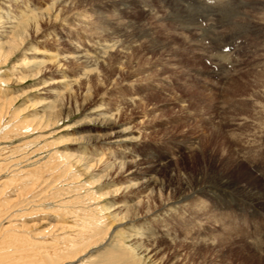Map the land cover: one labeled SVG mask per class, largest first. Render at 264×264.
I'll list each match as a JSON object with an SVG mask.
<instances>
[{
  "label": "rangeland",
  "instance_id": "374dc122",
  "mask_svg": "<svg viewBox=\"0 0 264 264\" xmlns=\"http://www.w3.org/2000/svg\"><path fill=\"white\" fill-rule=\"evenodd\" d=\"M249 1H245L249 7L261 5L260 0ZM0 2V12L12 17L33 14L41 19L38 34H32L18 56L0 66V103L15 99L0 118L4 125L0 130V204L3 209L15 206L10 217L0 219L1 225L10 226L6 236L0 237L1 261L264 264V249L258 253L245 241L255 228L247 211L218 204L217 209L200 191L183 202L189 188L194 192L193 182H204L210 175L204 164L213 138L219 144L222 134H242L264 122V66L260 68L262 60L256 67L248 62L264 53L256 35L251 41L248 34L238 56L245 59L226 74L236 80L229 84L200 71L212 67L189 47L172 0ZM251 42L257 46H249ZM74 47L86 52L89 60L71 59ZM63 96L68 98L64 118L55 126L36 129L35 119L44 113V103L57 104ZM21 124L29 127L19 135L15 129ZM226 147L238 160L239 150L233 144ZM60 152L83 155L97 168L84 174L65 167L68 163L57 155ZM98 158L100 165L94 162ZM241 162L240 169L246 173L249 165ZM111 165L117 166L113 173L108 171ZM260 165L264 172V161ZM251 172L258 177L259 172ZM228 175L242 181L238 175ZM132 185L138 187L124 189ZM149 191L155 197L163 195L149 204L151 216L145 218L144 202L137 211L144 214L140 220L113 223L109 208L114 196L137 202ZM32 201L33 205L24 206ZM93 218L105 223L100 228L105 230L103 235L95 239L99 241L71 256H60L63 245L78 240L81 223L92 224ZM106 225L111 228L108 232ZM198 231L205 241L192 243ZM151 232L155 237H149ZM137 233L142 235L135 237Z\"/></svg>",
  "mask_w": 264,
  "mask_h": 264
},
{
  "label": "bare ground",
  "instance_id": "6f19581e",
  "mask_svg": "<svg viewBox=\"0 0 264 264\" xmlns=\"http://www.w3.org/2000/svg\"><path fill=\"white\" fill-rule=\"evenodd\" d=\"M0 1L6 2V0H0ZM172 1L173 2L171 4L173 7V10L178 11V14L180 16L179 21L181 22L182 28L186 34V40H187L189 47L193 48L194 55L195 54L201 55V58L208 61L207 64L210 67H212V69H210L209 71H207L206 68H205L206 70L201 69L200 71H202V72L206 71L204 73H209V76L211 75L213 79L219 78L222 83L232 84L234 81H236V80L233 81L234 78H227L228 74L227 75L225 74L226 73V71L224 70L225 67L223 65H220V64L214 62V60L220 59V56H221L220 52H219L220 51V44L224 43L227 39L226 37H223L224 35H230V34L240 35L242 33H247L251 36V41H253L256 38V37L254 38V35L256 34V32H258L261 35H262V33H264L263 26L261 25V23L264 22V0H260L261 5L258 8L257 7H251V6L249 7V5H251L249 3H246V5L244 6L243 3H245L246 0H225V2L218 3L215 5H210L208 3V0H172ZM33 16H34L33 14L30 16H25V14H19V16L17 15V16L12 17V16H10V14L6 13L5 11L0 12V29H1V31H0V66L4 67L5 65H7L11 61V59L18 56L21 53L22 48H24L27 44H29V42H31V40L33 39L32 34L33 35L38 34V32L40 30V20L41 19H39L37 17H33ZM192 18H194V20ZM252 33H253V35H252ZM257 39H258V37L255 40H257ZM205 42H208V46L204 48ZM247 42L249 43L250 41L247 40ZM244 45H245V43H244ZM233 46H234V49L237 50V45L234 44ZM249 46L256 47V44L251 42L249 44ZM258 46H260V45L258 44ZM244 48H245V46H244ZM73 49L75 50V54L73 56L71 55V57H70L71 59L82 61V62H87L89 60L88 56L85 54L86 52H83L82 49H79L77 47H74ZM262 50H264V49H262ZM247 51H249V50H247ZM258 51H257V53L260 52V51L259 52ZM253 53H255V52H253ZM261 56H264V53ZM261 56L253 58L252 60H249L248 62L249 63L251 62V64L254 67H256L260 64L259 60H262V65L260 66V68H261L262 66H264V60H263L264 58H261ZM243 58H244V56H243ZM243 58H239V59L242 60ZM234 61L238 62V57H236L234 59ZM31 62L32 61H30V63ZM252 62H254V64ZM244 65H247V64L244 63ZM242 67H240V68H242ZM250 67H251V65H250ZM13 68H15V67H12V69ZM215 68H217V70L220 71V73H215ZM261 70H263V69H261ZM263 72H264V70H263ZM6 73L12 74L13 72L8 71ZM254 74H261V73L257 72ZM261 75L264 76V73H262ZM228 77H231V76H228ZM258 83H259V81H258ZM262 87L264 88V83H262ZM90 92H91V90L87 88L86 93H90ZM261 93H264V91ZM65 96L60 98L57 101L58 102L57 104L52 103V102L44 103V107H43V109H45L44 113L41 116L37 117V119H35L36 121L34 120L35 121L34 125L36 126V129H39V126L44 127V128L55 126L56 124H58L61 121V118H64V116H65L64 109H66L67 105H68V102H67L68 98L67 97L65 98ZM14 101H15V99L14 100L9 99L7 102L3 101L2 103H0V105H1L0 118L2 117V115L4 116V114H2V113H4V110H6V107L7 106L9 107V105H11L12 102H14ZM232 106H234V105H232ZM236 110H237V108H236ZM257 110H260V109L258 108ZM233 112H234V110H233ZM231 116H233V115H231ZM258 117L261 118L262 115H258ZM235 118H236V116H235ZM1 119L3 120V118H1ZM2 125L3 124L0 125V130H2V127L4 126V125L3 126ZM24 125L25 124H21L19 126V128H16L15 129L17 131L16 133L21 135V133L24 132L23 129H27L29 127L28 125L27 126L26 125L24 126ZM238 126H239V123H238ZM14 128H13V131H14ZM234 132L235 131H233L232 134H234ZM8 134H9V132H8ZM222 135H223V138H221V142L219 144H217L218 139L216 137L213 138L211 142H209L210 149H209L208 153L210 154V156L207 159V161H208L207 165L204 164V169H205V171L209 172L210 175H208L206 177L204 182H200L201 179H197L195 182H193L192 189H195V190H194V192H191V189L189 188V192H188L187 196L184 198L183 202H185L186 200H190V199L195 198L196 196H194V193L196 191L197 192L200 191V193H198V194L208 196L209 199L212 200V205L214 207H216L217 209H218V207H217V204H218V205H224L227 209L234 208V210L236 209L237 211H241V212L247 211L249 214H251V218L255 224V228L253 230V233H251L252 236H250V233H248V236H247L245 241L249 242V244H251V246L254 247V249L258 253H263L261 250L264 249V232H263L264 231V224H263V227L260 228V227H258V221H256V220L262 219L264 221V172L261 170L262 165H260L264 161L263 160L264 159V122H262V123L259 122L258 127L252 126L251 128H249L248 131L245 130L242 134L237 133L234 135H230L229 137L224 135V134H222ZM93 142H94V144L100 143V141H93ZM228 144H233L234 147H236V149L239 150L238 154L236 152L237 156L239 155V158L243 159L244 164L247 163L246 165H249V170L246 173L240 169V167H243V163L241 162V159L238 158V160H236V158L233 155H231L227 152L226 146ZM74 150H76V149H74ZM81 152L83 153V151H81ZM57 155L68 163V165H64L65 167L68 166V168H70V169L78 168V169H80L79 171L84 172V174H89L90 172H93L97 168V166H94V164H91V162L88 160V158H86L83 155L66 154V153H61V152L59 154L57 153ZM101 161H102V159H100V158L94 159V162L96 165L97 164L100 165ZM108 168H109L108 171L112 172V173L115 170H117L116 169L117 166H115V165L114 166L111 165ZM119 169L122 170L123 167L120 166ZM66 170L68 171L69 169H66ZM250 170L255 172V173L259 172L258 177H256V175L252 174V172ZM108 171H107V174H110ZM229 172L232 175H238L237 177L241 178L242 181L238 182V181L230 179L229 175L227 176V173H229ZM78 173L79 172H77V174ZM77 174H76V176H77ZM81 177H82V175H81ZM103 178H105V176H103L102 179ZM75 179H76V177H75ZM68 183H66V184H68ZM148 186H149V184H146L145 190L148 188ZM137 187H138V185H132L129 187L126 186L124 189L129 191V190L135 189ZM204 188L207 189V190L205 189L206 192H201V190H204ZM31 191L32 190H30V192L29 191L28 192L32 195ZM153 194H154L153 191H149L148 193H146V195L143 199L141 198L137 202H133V200H131V198H128V197L122 198V197H115L114 196L111 199V201L114 203L113 207L109 208V210H111L113 213V216H112L113 217V220H112L113 223L128 225V224H132V223L140 220L142 217H144L143 216L144 214L139 215L137 213V211L141 206H143L142 204L144 202H145V209H146L145 218H148L149 216H151L152 213H150V211H149V204H152L155 200H158L161 197H163L161 192H160V194H158L157 197H155ZM30 196H29V198H30ZM35 196H37V195H35ZM27 199H25V200H27ZM31 199H34V198L31 197L30 200ZM144 199H145V201H144ZM32 203H33V201L28 202V203L26 202L24 204V206L31 205ZM163 203L166 205H168V204L171 205V203H168V202H163ZM1 204H0V219H2V217H6V218L10 217L9 211L13 207L15 208V206L13 205L14 203L12 204L13 206L10 205V207L12 206L11 209L10 208L3 209L1 207ZM146 206H148V207L146 208ZM12 211H13V209H12ZM115 211H118V212H115ZM102 212L103 211H100L99 213H102ZM6 218H4V219H6ZM93 219H95V218H93ZM100 219H102V218H100ZM103 219H104V217H103ZM91 223L92 224H89V222L88 223L87 222L81 223L82 226L79 229V231H77L78 232L77 233L78 234V240L75 241L74 243L66 244L65 245L66 247L63 245L62 247L64 249L60 248V250H61V253L59 252L60 256H63L64 254L66 256L67 255L71 256V255H73L72 253L74 251H76L80 248L82 250V247L88 248L91 245L96 244L97 241H99V240H95V239L97 237H99L100 234H102L101 233L102 231H105V230L101 231V229H100L101 227H103L105 225V223H103L104 225H101L100 223H102V222H100L99 218H96L95 222L91 221ZM106 227L107 228H105V229H107V232L109 230H111L110 226L106 225ZM9 229H10V226H8V225L3 226L0 224V237L1 236L5 237L6 236L5 233ZM148 231H149V229H146L145 233L146 232L149 233ZM103 233H105V232H103ZM201 233L202 232L198 231L197 232L198 236H197V238H195L196 240L193 241L194 239H191V242L193 241L192 243H196V242H198L197 240L205 241L204 240L205 237H203V236L201 237L199 235ZM133 235L135 237H139V235H142V233H137V234H133ZM148 235L149 234H146V236H145V234H143V236L145 238ZM155 235H156L155 233L151 232L149 237H155ZM104 236H105V234H104ZM143 236H140V237H143ZM106 237H107V235H106ZM208 237L211 238V237H216V236L210 235ZM104 238H101V239L103 240ZM0 245H1V242H0ZM87 248L84 249L85 250L84 252H86ZM62 250H64L66 253H62ZM78 252H79V250H78ZM61 254H63V255H61ZM0 257L4 259V257H2V256H0ZM1 258H0L1 264H4V262L2 263V261H5V263L7 264V261L3 260V259L1 261ZM92 264H94V263H92ZM100 264H102V263L100 262Z\"/></svg>",
  "mask_w": 264,
  "mask_h": 264
}]
</instances>
